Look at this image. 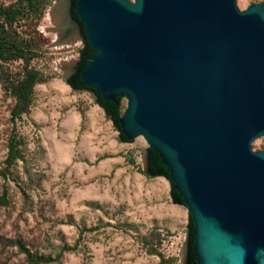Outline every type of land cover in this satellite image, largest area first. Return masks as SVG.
I'll return each instance as SVG.
<instances>
[{
	"label": "water",
	"instance_id": "1",
	"mask_svg": "<svg viewBox=\"0 0 264 264\" xmlns=\"http://www.w3.org/2000/svg\"><path fill=\"white\" fill-rule=\"evenodd\" d=\"M83 45L65 81L187 212L181 264H264V2L57 0Z\"/></svg>",
	"mask_w": 264,
	"mask_h": 264
},
{
	"label": "rangeland",
	"instance_id": "2",
	"mask_svg": "<svg viewBox=\"0 0 264 264\" xmlns=\"http://www.w3.org/2000/svg\"><path fill=\"white\" fill-rule=\"evenodd\" d=\"M46 2L12 26L16 41L32 49L26 67L43 80L18 121L10 119L8 83L25 64L0 62V264H181L185 208L172 204L166 180L143 174L144 139L118 142L89 94L66 85L83 45L78 36L72 46L56 38L49 13L57 0ZM261 2L235 0V7ZM13 128L19 159L4 169ZM250 147L264 152V136Z\"/></svg>",
	"mask_w": 264,
	"mask_h": 264
},
{
	"label": "trees",
	"instance_id": "3",
	"mask_svg": "<svg viewBox=\"0 0 264 264\" xmlns=\"http://www.w3.org/2000/svg\"><path fill=\"white\" fill-rule=\"evenodd\" d=\"M45 3H47L46 0H16L11 5L0 7V62L20 59L25 64L22 74L15 78H12L8 83L9 94L14 101L13 107L10 111V119L12 120V122H14L15 120H20L21 116L28 112L31 104L32 89L35 85L43 82L41 76L35 70L26 67L28 60L32 56V49L28 47L27 44L16 41V37L14 36L15 31L12 30V26L15 21H17L24 13H36L37 15H39L44 9L46 5ZM82 49L83 46L78 51V57ZM98 107L100 108V106ZM105 117L108 119V116L105 115ZM112 127L117 132L116 128L113 125ZM18 144L19 140L17 139L16 133L14 132L13 128L7 140V154L5 158L4 169L10 168L15 163V161L19 159V150L17 148ZM143 174L148 178H163L164 180H166L162 176H149L145 172ZM5 197L6 191L2 189L0 195V203L3 206L6 205ZM174 205L183 207V205ZM159 264H164V262L160 261Z\"/></svg>",
	"mask_w": 264,
	"mask_h": 264
},
{
	"label": "bare ground",
	"instance_id": "4",
	"mask_svg": "<svg viewBox=\"0 0 264 264\" xmlns=\"http://www.w3.org/2000/svg\"><path fill=\"white\" fill-rule=\"evenodd\" d=\"M49 21L52 24V26L54 27L53 30H59L60 28V22L58 21V8H57V4L56 6L51 10V12L49 13ZM57 39H59L61 37L60 32L57 33L56 35ZM62 38V37H61ZM77 39L76 35H72L66 38V40L64 41V44H68V45H73L75 40Z\"/></svg>",
	"mask_w": 264,
	"mask_h": 264
}]
</instances>
